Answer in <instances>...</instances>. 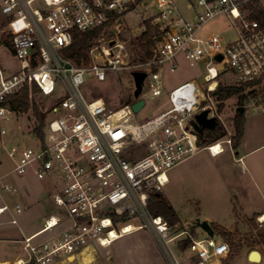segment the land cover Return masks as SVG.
<instances>
[{
	"label": "built area",
	"instance_id": "2783aa9c",
	"mask_svg": "<svg viewBox=\"0 0 264 264\" xmlns=\"http://www.w3.org/2000/svg\"><path fill=\"white\" fill-rule=\"evenodd\" d=\"M136 1L0 0V16L17 60L12 71L0 67V150L11 160L12 172L31 170L37 179L52 184L51 211L41 227L50 235L24 236L23 254L9 264H55L95 245L107 246L135 229L152 234L166 264H208L229 252L225 241L193 237L188 229L153 214L149 199L161 193L171 168L201 148L213 154L222 151L220 141L203 145L191 124L203 109L213 116L212 106L202 101L210 97L218 76L231 69L241 84L264 80V26L250 18L248 7L259 0H154L150 22L156 34L151 55L145 58L118 36L123 15ZM221 15L234 32L226 44L219 32L200 33ZM96 29L105 36H98L89 48L87 63L77 65L64 55L75 32ZM179 54L190 66L204 64L203 83L185 80L174 86L167 92L165 109L135 121L132 103L162 94V70L174 71ZM121 70L128 72L133 92L131 73H146L132 101L111 107L103 97L83 92L88 78L105 82L109 73ZM33 84L52 101L43 135L30 131L37 142L23 145L12 136L10 123L17 110L9 98L25 86L30 95ZM1 188L15 191L8 183ZM7 209L4 204L0 213ZM22 210L14 204L15 214ZM10 221L16 223L15 217ZM187 237L192 239L188 248L194 259L179 260L169 243Z\"/></svg>",
	"mask_w": 264,
	"mask_h": 264
},
{
	"label": "rangeland",
	"instance_id": "374dc122",
	"mask_svg": "<svg viewBox=\"0 0 264 264\" xmlns=\"http://www.w3.org/2000/svg\"><path fill=\"white\" fill-rule=\"evenodd\" d=\"M154 2V0L143 1L123 15V24L119 27L118 36L122 39L124 38L126 43L139 36L145 30L147 22L151 24L150 15L155 10ZM256 6L264 8V0H259ZM180 10L183 15L188 14V10L185 8L180 7ZM214 32L220 33L224 44L234 38L233 29L227 17L223 15L206 23L200 33L210 34ZM101 35L105 36V34L100 33L99 36ZM5 39L8 40L9 44H6ZM176 59L178 66L174 71H169L167 68L162 70V94L152 98H145L144 105L135 113V121L143 122L165 109L168 104L167 92L174 86L185 80L203 83V75L206 72L204 64L190 66L180 54ZM16 66L17 60L10 46V36L6 32L5 19L0 16V67L4 71H12ZM88 77L86 75V78ZM88 79L83 86V92H88L92 96L103 97L111 107L133 100V84L126 70L109 73L105 82H97L92 77ZM218 85L225 87L241 86L242 89L221 101L212 95V91L216 90ZM214 90L210 92V97L205 96L202 103H209L212 106L211 111L213 116L217 118L218 125L212 130H205L201 133L200 141H202L203 145L220 141L222 142V151L214 157H210L208 149L206 147L201 148L197 153L172 168L177 173L178 180L175 182L170 181L162 190L167 191V189H170L171 194L169 197L184 226L183 228L190 231V228L194 227V237L207 235L197 223L205 220L204 217H209L231 229L230 231L234 232L233 236L236 235L235 238H237L251 229V224L247 220L250 216H247V214L252 206L249 201L245 200L244 196L247 193L249 196L253 193L254 198L258 200L257 204L264 203L260 197L256 196V187L261 189L260 184L251 177L249 169H242L243 163L250 166L253 161H258L261 169H264V145L260 146L261 143H264V80L252 86H242L235 73L231 69H227L218 76ZM33 97L34 100L40 102V111L45 114V122L46 117L49 115L46 109L51 103L52 97L43 96L40 92ZM238 107H242V111H238ZM240 114H243L248 119L249 125L242 147L233 149L232 141L225 143L224 140L227 138L231 140L235 133L234 122L237 115ZM11 122L12 136H16L17 141L23 145L36 144L37 139L28 135V132H33L34 127L39 122V118L31 106L27 109L16 111ZM256 146L258 147L249 153L245 159L241 158L239 160L238 157L243 154L245 149ZM11 168V160L3 150H0V203H6L9 208L18 203L25 211L27 209L25 206L28 202L24 194L28 193L31 196L43 197L50 190L52 191L50 183L44 186L45 182L37 179L30 170H27L24 174H17L12 172ZM1 183L10 184L11 187L15 188V191L8 192L3 190ZM245 190H247L246 194ZM34 210L30 211L31 218L38 217L40 213ZM259 216L256 217L255 222L258 223V228H261V226H264V220L259 221ZM2 218L5 217L3 216ZM31 218L29 221L32 220ZM140 230L146 231V229ZM213 238L226 241L224 236L216 232ZM226 242L228 243V241ZM145 243L146 241H141V249L147 252L148 248ZM169 244L175 252L176 258L183 260L176 251L175 242L172 241ZM20 249L21 245L14 242L9 246L7 254L2 257L12 258ZM252 250L262 251L264 250V245L251 246L243 238L240 247H230L228 257L226 256V259H228L227 264L264 263V260L258 262L247 259V254ZM85 253L83 257L73 256L55 264H104L103 256L97 245L94 248L87 249ZM187 253H189L187 258H192L191 260H193L194 255L190 252ZM223 261L224 259L213 257L208 264H222Z\"/></svg>",
	"mask_w": 264,
	"mask_h": 264
},
{
	"label": "crops",
	"instance_id": "0c3cea01",
	"mask_svg": "<svg viewBox=\"0 0 264 264\" xmlns=\"http://www.w3.org/2000/svg\"><path fill=\"white\" fill-rule=\"evenodd\" d=\"M249 125L248 119L244 116V122H243V133L242 137L239 141V144L236 148L233 149H238L242 147L243 143L245 142L246 139V132H247V127ZM261 145H264V143H261ZM256 147L248 148L245 149L243 154L239 156V160L241 158H244L251 152H253ZM209 151V150H208ZM218 154V153H217ZM217 154H213L209 151V156L214 157ZM236 159V158H235ZM243 165V170H250L251 177L261 186V189L256 187V196L260 197L262 202H264V169H261L260 164L255 161L250 163L249 165H246L245 163ZM171 170V172H170ZM167 172V178L168 181L166 184L170 183V181H177L178 180V175L172 168ZM31 171V170H30ZM32 172V171H31ZM33 173V172H32ZM45 182L44 186L46 184H51L49 180H42ZM165 184V185H166ZM52 186V184H51ZM44 189V188H43ZM262 190V192H261ZM51 192V190H50ZM45 194L43 197H38V196H31L30 194H24L27 200V205L25 208H27L25 211L22 210L20 213L15 214L13 211V207L5 210L4 212L0 213V264H9L12 260H14L17 256L22 255L23 250H22V244H21V239L24 236H29L36 234V239L40 238H45L48 235H50V232H44L41 231V227L43 224L44 218L50 213V199H49V194ZM245 194L247 193V190L244 191ZM262 193V194H261ZM161 194L163 197L166 198V200L172 205L174 208L169 195L171 194L170 189H167V191H161ZM248 195V193L246 194ZM244 196L245 200L249 201L250 205V211L248 212L247 216H251L252 214L256 213L258 215H261L264 213V203H261L260 205L257 204L258 200L254 198L253 193L250 194V196ZM4 202L0 203V207L3 206ZM16 204V203H15ZM7 205V204H6ZM8 206V205H7ZM35 209L37 212L39 211L40 213L38 214V217H30L31 212ZM34 210V211H35ZM175 210V208H174ZM234 207V211H235ZM176 211V210H175ZM177 213V212H176ZM5 218H2V217ZM7 216V218H6ZM15 217L16 223H12L10 220L12 217ZM32 219L29 221V219ZM206 221L209 223H215L218 225H221L225 227L224 225L218 223L217 221H214L213 219L209 217H204ZM34 219V220H33ZM28 225V226H27ZM228 229L227 227H225ZM231 230V229H228ZM206 236V235H204ZM203 237V236H202ZM146 241V245L148 248L147 252H144L143 249H141V241ZM154 238L152 234L146 230H140V229H135L133 231H130L126 234H123L113 240L110 244L107 246H98V249L100 253L103 256V262L104 264H166V260L160 251L159 247L157 246L156 242L154 243ZM19 243L21 245V249L14 255L12 258H7V257H2L3 255L7 254V250L9 249V246L12 243ZM5 243V244H3ZM176 251L178 255L181 257L183 260H191L192 258H187L189 256L190 252L192 253L189 248L187 247L184 250H181L178 248L177 243H175ZM86 251L75 255L74 257H83ZM174 255L175 252L173 251ZM261 255V259L258 262H262L264 260V250L259 251ZM193 254V253H192ZM228 254V253H227ZM227 254L225 256H227ZM249 254V253H248ZM247 254V259L248 258ZM218 257L221 260L225 257ZM191 257V256H190ZM250 260V259H249Z\"/></svg>",
	"mask_w": 264,
	"mask_h": 264
},
{
	"label": "trees",
	"instance_id": "16d2710c",
	"mask_svg": "<svg viewBox=\"0 0 264 264\" xmlns=\"http://www.w3.org/2000/svg\"><path fill=\"white\" fill-rule=\"evenodd\" d=\"M145 0H137L135 4L132 5V7H135L139 3L143 2ZM249 9H251L250 18L257 19L262 26H264V8H258L256 4H249ZM100 30H92L88 32H75L70 44L64 49L63 53L64 55L72 60L75 64L80 65L88 62V50L89 48L95 43L96 38L100 34ZM156 34L155 28L147 22L145 30L141 32L139 36L134 37L131 40V44L133 47V50H135V54L138 55L140 58H145L151 55L152 52V46L154 42V36ZM6 44L8 43V40L5 39ZM261 82V80H256L254 82L250 83H244L242 86H252L254 84H257ZM242 88L240 87H225L218 85L216 90L212 91V95L215 96L218 100H224L228 98L231 94L234 92L240 91ZM39 92L38 86L35 84L32 85L31 90V96L29 95V91L27 86L23 87L18 93L10 96V105L17 111L22 109H27L29 106L32 107V110L34 113L38 116L39 122L34 127L33 132L37 134L38 136L43 135V124L45 119L44 112L42 113L40 111V102L34 100V95ZM243 122H244V115L240 114L237 115V118L234 122V131L235 133L231 137L232 141V147L236 148L239 144V141L242 137L243 133ZM212 132V131H210ZM200 133H198V137L200 139ZM149 210L156 215H161L170 225L178 224V227L181 229H184L182 222L180 221L176 211L172 207V205L166 200L165 197L161 193L152 195L149 199ZM258 214L254 213L250 217H248V221L251 224V229L246 232L245 234L241 235V237H236V235L233 236L234 232H231L230 230L226 229L225 227L210 223L211 227L213 228L214 233H218L228 241V246L230 245L231 248H238L241 245V241L243 238L246 239V242L249 245H264V226H261V228H258V223L256 221V217ZM190 232L192 236L195 235L194 227L190 228ZM243 236V237H242ZM192 242L191 237H187L185 239H181L177 241V246L179 249L184 250L186 249L190 243ZM229 247V251H230ZM229 254V252H228ZM227 254V255H228ZM228 257V256H227ZM224 261L222 264H227L228 259H226V256L223 258Z\"/></svg>",
	"mask_w": 264,
	"mask_h": 264
},
{
	"label": "water",
	"instance_id": "95a60500",
	"mask_svg": "<svg viewBox=\"0 0 264 264\" xmlns=\"http://www.w3.org/2000/svg\"><path fill=\"white\" fill-rule=\"evenodd\" d=\"M216 59L220 60L221 55H216ZM133 82H134V97H137L141 91L142 83L144 80V77L146 76V73L143 71H133L132 73ZM145 101L140 98L136 100L134 103H132L131 108L134 113H136L143 105ZM238 111H242V107H238ZM209 110L203 109L199 112H197L194 115V119L192 120L191 124L193 128L198 133H202L203 130H212L218 125V120L215 116H208ZM198 226L207 234V236L212 237L214 235L213 228L211 227L210 223L206 220L198 221ZM252 254L257 255V260L260 261L261 255L258 250H252L248 254V258L251 257Z\"/></svg>",
	"mask_w": 264,
	"mask_h": 264
},
{
	"label": "bare ground",
	"instance_id": "6f19581e",
	"mask_svg": "<svg viewBox=\"0 0 264 264\" xmlns=\"http://www.w3.org/2000/svg\"><path fill=\"white\" fill-rule=\"evenodd\" d=\"M215 147L218 148V147H220V145H216ZM260 218L264 219V213H262V214L260 215ZM128 229H129V228H128ZM249 259H250V260H254V261H258V260H257V255H256V254H252L251 257H250Z\"/></svg>",
	"mask_w": 264,
	"mask_h": 264
},
{
	"label": "flooded vegetation",
	"instance_id": "af4514ba",
	"mask_svg": "<svg viewBox=\"0 0 264 264\" xmlns=\"http://www.w3.org/2000/svg\"><path fill=\"white\" fill-rule=\"evenodd\" d=\"M205 130L202 131V133L204 132Z\"/></svg>",
	"mask_w": 264,
	"mask_h": 264
}]
</instances>
